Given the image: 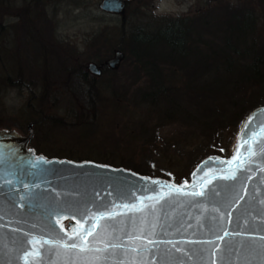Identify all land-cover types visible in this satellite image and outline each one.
<instances>
[{
	"label": "water",
	"instance_id": "1",
	"mask_svg": "<svg viewBox=\"0 0 264 264\" xmlns=\"http://www.w3.org/2000/svg\"><path fill=\"white\" fill-rule=\"evenodd\" d=\"M127 1L98 0L97 7L122 14ZM123 56L122 49L113 47L101 61L88 59L84 67L98 76L103 65L116 68ZM262 109L264 103L243 115L228 155L202 156L189 170L187 180L178 182L122 165L36 152L27 144L32 120L26 122L24 134L0 127V147L5 154L15 152L0 171V184L4 185L0 190V264H25L21 259L24 252L33 251L28 241L71 235L72 227L87 237V247L83 251L53 248L45 252L53 246L44 245L40 248L43 264H261L264 135L244 144L240 157L231 165L226 162L234 155L238 135L249 116L257 114L252 126L264 121ZM249 147L254 155L248 154ZM41 156L49 163L28 166V161ZM233 173L235 179L222 178ZM7 180L11 185L5 183ZM151 181L166 182V186L159 188ZM167 185L184 187L178 193ZM125 203H136L140 210L116 207ZM108 204L118 213L114 218L80 215L89 210L104 211L102 205ZM60 217L63 219L57 224ZM89 229L92 235L87 234ZM28 264H33L31 256Z\"/></svg>",
	"mask_w": 264,
	"mask_h": 264
},
{
	"label": "trees",
	"instance_id": "2",
	"mask_svg": "<svg viewBox=\"0 0 264 264\" xmlns=\"http://www.w3.org/2000/svg\"><path fill=\"white\" fill-rule=\"evenodd\" d=\"M151 3L152 0L140 2V8L133 9L134 20L125 15L124 9L120 23L114 28L118 34L115 45L131 60L130 80L120 85V92L111 82L100 85L99 75L88 72L80 58L71 60L67 48L55 43L50 36L52 28L46 18H39L40 26L36 19L35 22L31 19L28 23L0 25V33L5 27L13 30V36L18 39L15 48L28 44L23 38L27 35L32 41L30 46L38 48L43 58L42 67L39 70L30 67L27 82H23L21 61L16 57L18 66L14 73H1L0 82L28 86L29 98L23 105L31 111L36 107L33 114L27 116L34 123L45 121L68 126L60 117L49 113V109L57 108L61 101L66 102L74 108H66V112L72 109V113H67L75 120L71 126L79 136L87 137L94 136L100 129L97 115L106 105L112 109L127 108L115 96L127 97L130 85L143 76L145 84L134 87L131 94L150 105L158 124L178 121L189 126V130L181 131L182 137L173 142L177 153L190 145L196 146L187 151L189 155L196 147L204 145H208L206 148L210 147V151H217V143L224 136L231 138L246 111L264 103V33L260 34L257 27L261 22L264 29V0L236 3L216 0L211 7L197 6L179 15L156 14L148 7ZM41 8L43 3L39 4L38 17ZM91 36H94L91 43L95 48L86 58L101 61L109 55L112 40L99 37L106 36L104 29ZM52 54L56 57V79L51 74L52 65L47 62ZM25 60L28 61L27 57ZM102 69L113 73L116 68L103 65ZM29 83L39 88L33 101L30 98L33 88ZM111 139V160L106 156L96 160L125 165L121 156L116 158L117 162L113 160V151L119 148L121 140L116 136ZM130 168L140 172L151 170L135 165Z\"/></svg>",
	"mask_w": 264,
	"mask_h": 264
},
{
	"label": "rangeland",
	"instance_id": "3",
	"mask_svg": "<svg viewBox=\"0 0 264 264\" xmlns=\"http://www.w3.org/2000/svg\"><path fill=\"white\" fill-rule=\"evenodd\" d=\"M142 1H127L124 8L125 15H129L134 20L133 9L140 8V2ZM145 1L149 2L150 0ZM229 1L236 3L242 0ZM97 2L98 0H0V22L5 24L18 22L17 24H20V22L28 23L32 19L34 22L38 20V24V22H41L40 20L46 18L51 25L52 32L50 36H53L55 43L67 48L66 51L72 55L71 60L80 58L84 64L86 60L92 59L86 58V56L95 48L94 43H91L93 41L92 37H94L91 36L93 33L104 29L106 36L99 37H109L112 40L111 45H113L111 49L117 47L115 43L118 34L114 28L120 23L123 15L102 11L97 7ZM41 3H43V8H41L38 17L36 13ZM215 3L216 0H152L148 7L156 14L179 15L185 14L197 6L206 8L213 6ZM257 27L259 33L263 35L262 23L259 22ZM13 34V30L9 27L3 28L0 33V74L8 71L13 74L18 66L15 64L17 63V57L21 61L19 65L22 72L21 79L23 82H27V70L30 67L39 70V67H42L43 58L38 48L33 49L31 47L32 41L27 35L23 36L25 41L28 42V44H25L27 48L25 49L22 45L15 48L18 39ZM25 57L28 61L25 60ZM130 61V58L124 55L113 73H110L107 69H102L98 76V83L106 86L108 82H111V86L113 85L117 92H120V85L128 83L130 80ZM47 62L50 66L52 65L53 71L51 74L56 79L55 55H50ZM144 84V77L139 76L135 83L130 85L126 93L127 97L115 96L127 106L126 109H123L122 106L117 109H112L108 105L105 106L103 112L97 115L100 129L94 133V136L93 134L87 137L78 135L80 133L71 126V123L75 120L67 114L72 113L74 108L61 101L58 103L57 108L49 109V113L54 117H60L64 124L68 126L53 125L45 121L42 123L33 122L32 134L27 144H30L34 151L47 156H64L72 159L86 158L95 161L100 158L104 159L106 156V158H109L107 160H111V154L109 153L112 146L111 137L116 136L121 140V144L119 148L113 151L115 153L114 162H117L118 159L116 158L121 156L123 161L126 162L122 166L130 168V166L135 165L137 168H148L151 169L149 172L130 169L139 173L161 176L174 182L187 180L189 170L202 156L208 153L226 156L230 153V147L240 121L231 138L228 139L224 136L220 139L217 143V151H210L211 148H206L208 145H204L196 147L193 153L189 155L187 151L196 146L190 145L178 154L173 142L182 137L181 131H188L189 126L178 121L162 126L158 124V117L154 114L150 105L131 94L134 87H141ZM29 86L33 88L31 89L33 96H30L31 101H33V97L39 93V88L32 86L31 83H29ZM27 88L28 86L25 85H5L0 82V127H12L22 134L26 132L25 124L30 120L27 119V116L30 113L33 114V110L36 108L32 107L33 110L31 111L23 105L30 94ZM109 100L110 98H108ZM66 108L72 109L69 112L68 109L66 112ZM178 146L180 145H177L176 148H179ZM106 163L112 164L110 162Z\"/></svg>",
	"mask_w": 264,
	"mask_h": 264
},
{
	"label": "snow or ice",
	"instance_id": "4",
	"mask_svg": "<svg viewBox=\"0 0 264 264\" xmlns=\"http://www.w3.org/2000/svg\"><path fill=\"white\" fill-rule=\"evenodd\" d=\"M262 112H264V109L261 110ZM257 114H253L252 116H249L248 120L244 122V126L240 132V134L238 135V141H237V145H236V151L234 153V155L232 156V158L230 160H228L226 163H228L229 165H231L234 161H236L239 157H240V149L243 147L244 144H250L251 142H254L255 139L258 136L264 135V121H259L255 126L253 125V118L256 116ZM221 151H223V149H221ZM261 151H264V149H261ZM247 152L249 155H254L251 147H249L247 149ZM15 156V152L12 151L10 152V154H5L4 150L2 147H0V171H2V166L5 164V162L10 159L11 157ZM214 158L210 157L209 160H213ZM218 159V158H216ZM221 163H225V161H220ZM28 166L30 167H39L40 165H45L47 163H49L44 157H37L32 161H28ZM207 163V162H205ZM243 163V161L241 162ZM106 167V166H105ZM199 171V169H198ZM193 175H195V173H193ZM223 179H235L236 176L235 174H231L230 176H224L222 177ZM5 183L11 185L12 181L11 180H7L5 181ZM152 184L157 185L159 188H163L166 186V182H160V181H151ZM208 183H211V181H208ZM187 184V181H185V185ZM168 187L172 188L175 187V190L180 193L183 190V185H179V186H172V185H167ZM4 187L3 184H0V190H2ZM147 190V188H146ZM153 192H155V189H152ZM111 195V193H109ZM97 195L99 196V193H97ZM202 195V193H201ZM155 197H147V199H154ZM161 199L163 197H160ZM21 199H23V197H21ZM140 199V198H137ZM142 202V201H141ZM102 207L104 208V211H100L98 213H92L89 211L86 212H81L80 215L81 217H85V216H90L94 219H103L105 217H112L114 218L118 213L115 212L114 208L112 205L108 204V205H102ZM116 207H123L125 209H128L129 211H139L140 209L138 208L136 203H131V204H123V205H118ZM112 209V210H109ZM63 219V217H60L57 219L56 223L60 224V220ZM77 223H79V221H77ZM71 235L65 233V236H60L58 239L55 240H46V239H36L35 237L28 241V243L33 245V251H25L23 256L21 257V259L25 260V264H28V257L31 256L33 259V264H43L42 262V253L40 251V248H43L44 245H52V248H48L45 250V252H52L53 248L55 249H80L81 251H83L88 243H90L89 241H87V237L82 235L76 227H72L71 228ZM88 235H92L91 230L89 229ZM225 235H227V233H225ZM77 237V239H73V237ZM218 239L223 240V236L218 237ZM259 239L261 241H264V235L260 236ZM68 241H73L72 243H68ZM37 245H39V247H37ZM113 247H115V245H113ZM261 247H264V244L261 245ZM215 249L213 250V255H215ZM261 264H264V260L261 261Z\"/></svg>",
	"mask_w": 264,
	"mask_h": 264
},
{
	"label": "flooded vegetation",
	"instance_id": "5",
	"mask_svg": "<svg viewBox=\"0 0 264 264\" xmlns=\"http://www.w3.org/2000/svg\"><path fill=\"white\" fill-rule=\"evenodd\" d=\"M40 24H41V23H40V22H38V24H37V25H39V26H40ZM0 25H2V22H0ZM5 25H6V24H5ZM102 68H103V66H102Z\"/></svg>",
	"mask_w": 264,
	"mask_h": 264
}]
</instances>
